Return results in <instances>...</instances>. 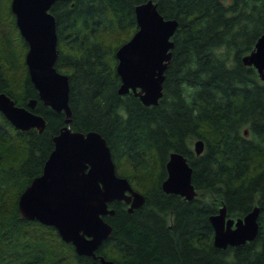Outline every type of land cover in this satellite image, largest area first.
I'll return each mask as SVG.
<instances>
[{
  "label": "trees",
  "instance_id": "16d2710c",
  "mask_svg": "<svg viewBox=\"0 0 264 264\" xmlns=\"http://www.w3.org/2000/svg\"><path fill=\"white\" fill-rule=\"evenodd\" d=\"M147 0H57L56 67L69 75L70 126L99 131L109 143L117 172L145 195L128 210L109 203L110 237L97 255L128 264H264V79L243 56L264 32V0H154L166 18H177L163 95L145 104L120 93L116 50L137 29L135 6ZM0 0V92L18 104L37 98L42 131L16 128L0 110V264H103L79 254L55 227L26 220L19 196L55 147L64 111L46 105L25 60L28 43L11 9ZM194 138L205 149L197 154ZM193 167L197 194L167 192L170 153ZM226 205L228 217L260 207L255 239L214 243L210 215Z\"/></svg>",
  "mask_w": 264,
  "mask_h": 264
},
{
  "label": "water",
  "instance_id": "95a60500",
  "mask_svg": "<svg viewBox=\"0 0 264 264\" xmlns=\"http://www.w3.org/2000/svg\"><path fill=\"white\" fill-rule=\"evenodd\" d=\"M57 0H12L11 7L22 36L28 42L26 63L31 80L46 105L64 111L66 125L54 137L43 172L37 175L19 196V209L28 219L53 225L61 237L74 244L79 254L100 258L103 264H128L97 255L96 250L112 234L113 227L105 216L114 214L109 203L124 200L128 210L143 205L145 195L131 181L117 172L112 150L106 138L96 130H73L70 106L69 75L55 63L59 56L57 20L50 11ZM137 29L116 50L117 73L121 77L118 91H133L145 104H157L163 95L165 70L172 58L174 35L179 21L166 18L154 0L135 6ZM243 60L254 65L264 79V32ZM37 98L20 105L7 92H0V110L22 130L46 126V119L33 111ZM59 142H61L59 147ZM205 142L194 143L197 154ZM167 176L162 187L192 199L197 189L192 180L193 167L181 152L170 153ZM260 207L242 217L227 216L226 205L210 215L215 245L226 248L255 239L259 231Z\"/></svg>",
  "mask_w": 264,
  "mask_h": 264
},
{
  "label": "flooded vegetation",
  "instance_id": "af4514ba",
  "mask_svg": "<svg viewBox=\"0 0 264 264\" xmlns=\"http://www.w3.org/2000/svg\"><path fill=\"white\" fill-rule=\"evenodd\" d=\"M11 3H12V0H11ZM12 9V8H11ZM13 11V10H12ZM13 13H14V11H13ZM14 15H15V20H16V14L14 13ZM16 24H17V21H16ZM17 26H18V24H17ZM19 28V27H18ZM20 30V29H19ZM28 43V42H27ZM28 49H29V45H28ZM27 49V50H28ZM26 60V59H25ZM31 99V98H30ZM29 99V100H30ZM28 100V101H29ZM37 104H38V99H37V103H36V105H35V107L37 106ZM26 106L28 107V108H30L29 106H28V104H26ZM35 107H33V108H31L32 110L35 108ZM33 128H35V127H33ZM27 130V129H26ZM19 213H20V216H21V218H24V219H26V220H34V219H28V218H26L23 214H22V212L20 211V209H19ZM35 220H38V219H35ZM39 222H41L40 220H38ZM42 223V222H41ZM43 224H45V223H43ZM45 225H49V224H45ZM51 226H53V225H51ZM53 227H55V226H53ZM55 229H56V227H55ZM57 230V229H56ZM58 231V230H57ZM59 232V231H58ZM60 234V233H59Z\"/></svg>",
  "mask_w": 264,
  "mask_h": 264
},
{
  "label": "rangeland",
  "instance_id": "374dc122",
  "mask_svg": "<svg viewBox=\"0 0 264 264\" xmlns=\"http://www.w3.org/2000/svg\"><path fill=\"white\" fill-rule=\"evenodd\" d=\"M196 140H197V138H194V140H193V147H194V143H195Z\"/></svg>",
  "mask_w": 264,
  "mask_h": 264
},
{
  "label": "bare ground",
  "instance_id": "6f19581e",
  "mask_svg": "<svg viewBox=\"0 0 264 264\" xmlns=\"http://www.w3.org/2000/svg\"><path fill=\"white\" fill-rule=\"evenodd\" d=\"M60 144H61V142H59V147H60Z\"/></svg>",
  "mask_w": 264,
  "mask_h": 264
}]
</instances>
